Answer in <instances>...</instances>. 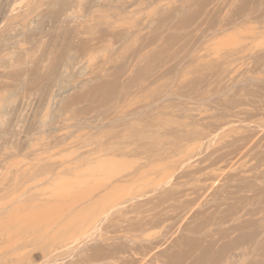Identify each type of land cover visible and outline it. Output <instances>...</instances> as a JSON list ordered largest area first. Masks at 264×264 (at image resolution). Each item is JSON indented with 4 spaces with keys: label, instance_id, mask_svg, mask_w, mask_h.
Returning <instances> with one entry per match:
<instances>
[{
    "label": "rangeland",
    "instance_id": "obj_1",
    "mask_svg": "<svg viewBox=\"0 0 264 264\" xmlns=\"http://www.w3.org/2000/svg\"><path fill=\"white\" fill-rule=\"evenodd\" d=\"M107 188L112 214L83 210ZM163 206L132 264H182L209 218L184 264H264V0H0V264H122L114 243L143 233L116 211ZM101 232L110 256L85 262Z\"/></svg>",
    "mask_w": 264,
    "mask_h": 264
},
{
    "label": "bare ground",
    "instance_id": "obj_2",
    "mask_svg": "<svg viewBox=\"0 0 264 264\" xmlns=\"http://www.w3.org/2000/svg\"><path fill=\"white\" fill-rule=\"evenodd\" d=\"M182 145V144H181ZM216 157V156H215ZM218 157V156H217ZM215 160V159H214ZM208 161H210V160H208ZM213 161V160H212ZM217 161H218V159H217ZM205 162V161H204ZM199 164V163H198ZM208 164L210 165V163L208 162ZM207 164V165H208ZM217 164H218V162H217ZM190 165H192L193 166V164H190ZM196 165V164H195ZM197 166V165H196ZM195 166V167H196ZM203 166H205V164L203 165ZM202 166V167H203ZM211 166V165H210ZM197 167H200V165L199 166H197ZM201 167V169H203V171H204V173H202V172H200V174L202 173V175L203 174H205L206 175V173H205V171L206 170H210V168H208V169H206V167H205V169H204V167L202 168ZM194 167H192V168H190V169H193ZM189 169V170H190ZM200 169V168H199ZM198 169V170H199ZM195 170V169H194ZM193 170V171H194ZM200 171V170H199ZM202 171V170H201ZM139 172V171H138ZM207 172V171H206ZM210 172V171H209ZM218 172V171H217ZM139 173H142L141 171L139 172ZM190 173H192L193 175H194V173L193 172H191L190 171ZM196 173V172H195ZM216 173V172H215ZM188 175H189V173H187ZM187 174H186V176H187ZM192 174H190V175H192ZM197 174H199V172H197ZM199 174V175H200ZM209 174H211V173H209ZM208 173H207V177H208V175H209ZM212 174H213V172H212ZM219 174V173H218ZM135 175V174H134ZM138 175V174H137ZM136 175V176H137ZM141 175V174H140ZM184 175V174H183ZM204 175V176H205ZM139 176V175H138ZM198 176V175H197ZM210 176V175H209ZM213 176V175H212ZM133 177V176H132ZM140 177V176H139ZM184 177H185V175H184ZM191 177V176H190ZM195 177V176H194ZM201 177V176H200ZM216 177V176H215ZM199 178V177H195V179L194 180H196V182H198V180H200V178L197 180V179ZM206 178V177H205ZM209 178V177H208ZM207 178V179H208ZM218 178V177H217ZM125 181L127 180L126 178H123ZM136 179V178H135ZM192 179V178H191ZM192 179V180H193ZM210 179V178H209ZM216 178H214V180H215ZM122 180V179H121ZM123 180V181H124ZM128 180H130V179H128ZM138 180V179H137ZM206 180V179H205ZM204 180V181H205ZM213 180V181H214ZM125 181H124V183H125ZM202 181V184H203V180H201ZM201 181H199V182H201ZM207 181V180H206ZM210 181V180H209ZM122 182V181H121ZM196 182H194V184H197ZM212 182V181H211ZM128 182H126V184H127ZM180 183V182H179ZM204 183H207V182H204ZM209 183V182H208ZM207 183V184H208ZM114 185H116V187H118L119 185L116 183H113ZM175 184V183H174ZM177 184V183H176ZM184 185H187L186 183H183ZM192 185L193 187H195V189H196V187L197 186H195V185ZM210 184V183H209ZM108 185V184H107ZM112 185V184H111ZM114 185H112V186H114ZM124 185V184H123ZM177 185H179V184H177ZM181 185V184H180ZM179 185V186H180ZM198 186H200L201 185V183H200V185H199V183L197 184ZM109 186V185H108ZM174 186V185H173ZM178 186V190H179V192L178 193H180V187ZM203 186H204V184H203ZM211 186H212V184H211ZM210 186V187H211ZM214 186V185H213ZM101 188H105L106 189V184H105V186H103V185H101L100 186ZM99 187V188H100ZM111 187V186H110ZM116 187L114 186V188L113 187H111L112 188V190H114V191H116L117 190V192H118V190H120V187H118L117 189H116ZM172 187V186H171ZM175 187H176V185H175ZM182 187V186H181ZM202 187V186H201ZM98 188V187H97ZM96 188V189H97ZM111 188L110 189H108V190H106L107 191V194H105L106 193V191L104 190V189H101V191L102 190H104L105 192H104V195L106 196V197H104V195H103V198L104 199H106V200H103V198L102 197H100L99 199L100 200H103V201H100V200H94V199H91V201H90V199H89V201H88V203H87V205H86V207H85V209H84V207H83V210H85V211H87L86 209L88 208V213H93V212H96V210H100V211H102V212H112L111 211V209H112V207L111 206H109V203H111L112 204V206H113V204H114V206H115V204L117 203V204H119V201H122V200H124V198L123 199H121L122 197H118V199H116L117 198V195L115 196V194H116V192H114V193H112L113 191L111 190ZM173 188V187H172ZM187 188V187H186ZM185 188V189H186ZM200 188V187H199ZM206 188V189H205ZM207 188H208V185H207V187H205L204 186V189H205V191L204 190H202V189H200V190H202V193H203V191L206 193V191H207ZM212 188V187H211ZM214 188V187H213ZM170 189V188H169ZM169 189H168V191H169ZM182 189V191H183V189L184 188H181ZM184 189V190H185ZM189 189V187L186 189L187 191H189L188 190ZM194 189V190H195ZM171 191L169 192V195H170V193H172V190L173 191H175L176 193H177V191L178 190H176V189H170ZM191 190H193V189H191ZM193 190V192H197V191H194ZM98 190H94V192H97ZM100 191V190H99ZM166 191L167 190H165V192H162V193H166ZM167 191V192H168ZM181 191V192H182ZM187 191H185L184 193H186ZM109 192V193H108ZM112 194L113 196L111 197V198H113V199H110V198H107V195L108 194ZM161 193V192H160ZM183 193V192H182ZM188 193H190V191L189 192H187V194H185V196L188 198L189 196V198H191V197H193V196H191L190 194H188ZM90 194H93V191H92V193H90ZM89 194V195H90ZM97 195H99V193H96ZM111 194H110V196H111ZM118 194V193H117ZM156 194V193H155ZM155 194H153V195H155ZM193 195H194V193H192ZM102 195H100V196H102ZM133 195V194H132ZM164 195V194H163ZM166 195H168V194H166ZM166 195H164V196H166ZM171 195H174V194H171ZM175 195H177V194H175ZM174 195V196H175ZM182 194H180V196H181ZM189 195V196H188ZM206 195V194H205ZM90 196H92V195H90ZM110 196H108V197H110ZM164 196H162V197H164ZM179 196V195H178ZM183 196V195H182ZM195 197H196V199H197V197L198 196H196V195H194ZM95 197V196H94ZM97 197V196H96ZM99 197V196H98ZM184 197V196H183ZM183 197H182V199H183ZM203 197H204V195H203ZM88 198H90L89 196H88ZM87 198V199H88ZM131 198H132V196H131ZM151 198V197H150ZM153 198V197H152ZM158 198V197H157ZM172 198V197H171ZM170 198V199H171ZM178 198V197H177ZM188 198V200L190 201V199ZM199 198V197H198ZM108 199H110V200H108ZM120 199V200H119ZM154 199H156V198H154ZM192 199V198H191ZM193 199H194V197H193ZM192 199V200H193ZM227 199V198H226ZM36 200H41V198H37ZM94 200V201H93ZM117 200V201H116ZM126 200V199H125ZM163 200V199H162ZM166 200H169V198L167 199L166 198ZM174 200H176L177 201V199H174ZM199 200V199H198ZM197 200V201H198ZM86 201V202H87ZM108 201H109V203H108ZM116 203H115V202ZM143 201H145L144 199H143ZM164 201V200H163ZM163 201H161V203H162V205H164V203H166V201H164V203H163ZM178 201L179 202H183V200H181L180 198L178 199ZM186 201V200H185ZM185 201H184V203H185ZM188 201V202H189ZM194 201H196V200H194ZM194 201H192V202H194ZM196 201V202H197ZM123 202V201H122ZM146 202V201H145ZM144 202V203H145ZM149 202H151V200L149 201ZM160 202V201H159ZM159 202H156V204L157 205H159ZM170 202V201H169ZM191 202V201H190ZM189 202V203H190ZM195 202V203H196ZM199 202V201H198ZM107 203V204H106ZM121 203V202H120ZM138 203V202H137ZM136 203V204H137ZM143 203V202H142ZM153 203V202H152ZM155 203V202H154ZM189 203H186V204H189ZM110 204V205H111ZM124 204V203H123ZM135 204V202H134V205H135V208H136V205ZM139 204V203H138ZM147 204V203H146ZM172 204H175V203H172ZM191 204V203H190ZM197 204V203H196ZM195 204V205H196ZM199 204V203H198ZM142 205H144V204H142ZM149 205V204H148ZM161 205V204H160ZM161 205V206H162ZM166 206H167V204H165ZM168 205H170V203H168ZM216 205H218V204H216ZM81 206V205H80ZM85 206V205H84ZM113 206V207H114ZM139 207H141L140 205H138ZM164 207L163 209H160V210H157L156 209V207L154 208V207H150L149 208V211L151 210V211H154V213H152L151 211V215H150V213H149V211H148V209L147 210H145V211H148V214H149V216H146L147 215V212H146V214H145V217H148V218H145V217H142V216H144V215H142V213L140 214V209H138V212H136L134 209H133V211H135L136 213H137V215H136V213H134L133 215H136V216H131L130 215V213H131V209L132 208H129L130 210H126V209H123V212H125L126 213V211H130V213H128L131 217H129V215H128V217H126L127 216V213H126V215H124V213H121L122 211H120V213H118L119 211L117 210L116 212H117V215L119 216V214H122L121 216H120V218H122V222L121 223H119V225L121 226V228H123L124 229V231L126 230V231H132V232H135V234H133V235H135V237H137L136 235H138L139 236V234L137 233V232H139V233H141L142 231L144 232V229L147 227V226H156L157 225V227H159L160 225H161V223H163L164 221L166 222V220H167V224H169L170 222H171V219L169 220L168 218H170V216H171V214L170 213H172L173 211H172V209L174 210V208L172 207V209H171V207H170V212L168 213V211H167V207ZM200 206V205H199ZM129 207V206H128ZM79 208V207H78ZM124 208H126V207H124ZM146 208H148V207H145L144 209H146ZM81 209V208H80ZM79 209V210H80ZM119 209V208H118ZM154 209V210H153ZM176 210H178L177 208H175ZM242 209V208H241ZM241 209H239V210H241ZM78 210V211H79ZM82 210V209H81ZM126 210V211H125ZM142 210H143V208H142ZM210 210V209H209ZM238 210V211H239ZM144 211V210H143ZM145 211H144V213H145ZM175 211V210H174ZM215 211H217V210H215ZM214 211V212H215ZM115 212V211H114ZM115 212V213H116ZM241 212V211H240ZM239 212V213H240ZM257 212V211H256ZM255 212V213H256ZM138 213H139V215H138ZM143 213V214H144ZM234 213V212H233ZM232 213V214H233ZM236 213V212H235ZM112 214V213H111ZM114 214V213H113ZM213 214H215V213H213ZM232 214H229L228 216H232ZM238 214V212L236 213V214H234V215H237ZM140 215H142V216H140ZM172 215H174V213H172ZM115 215H113V217H114ZM208 217H209V215H207ZM228 216L226 215H222L221 217H220V224H225L227 221H228ZM112 217V218H113ZM173 217V216H172ZM232 217H234V216H232ZM237 217H238V215H237ZM108 218H111V216L109 217L108 216ZM114 218H117L116 216L114 217ZM108 220V219H107ZM106 220V221H107ZM118 219H116V221H117ZM170 222H169V221ZM173 220V219H172ZM109 221V220H108ZM110 221H115V219L114 220H110ZM115 221V222H116ZM219 221V220H218ZM113 222H112V225H113ZM107 223V222H106ZM105 223V224H106ZM110 223V222H109ZM109 223H107L106 225L108 226V225H110ZM122 223H125V224H122ZM165 223V225H167ZM158 224H160L159 226H158ZM164 224V223H163ZM240 224V223H239ZM100 225V223L99 224H97V225H95V224H93L92 226L91 225H89L88 226V229H89V232L92 230V229H94V231H96L97 230V228H98V226ZM105 225V226H106ZM170 225V224H169ZM168 225V226H169ZM172 225V224H171ZM207 225H210V218H209V220H208V222H206V224H202V225H199V226H196V227H193V228H191L190 230H188L187 231V228L186 227H184L183 229L187 232L185 235H181L180 237H178V239H179V242H181V244H183V246H184V248H182L181 247V252L179 253V255H178V257L177 258H179L180 259V261L181 262H183L182 264H184V261L186 262V260L189 258V257H191L193 254V252L195 253V250H197V248H199L202 244L204 245V249L202 250V253H200L201 254V257L202 256H204L205 254H206V252L208 253L209 251H210V237L212 236L211 235V233H210V229H205L204 230V228H207L208 226ZM105 226H103V227H105ZM107 226H106V229H107V231H108V228H107ZM119 226V227H120ZM108 227H110V226H108ZM114 227H118V226H115V224H114ZM164 228H168L167 226L165 227V226H163ZM171 227V226H170ZM111 228H112V226H111ZM154 228V227H153ZM91 229V230H90ZM103 229H105V228H103ZM110 229V228H109ZM123 229H121V231L123 230ZM237 229V228H236ZM111 231L112 230H114V228L113 229H110ZM224 229H222V231H223ZM231 230V227H226L225 228V230H224V233H227V232H229ZM118 230H115V231H112V232H117ZM120 231V230H119ZM120 231V232H121ZM125 231V232H126ZM147 231V230H146ZM111 232V233H112ZM123 232V231H122ZM142 232V233H143ZM102 233H104V232H101V235H99V237L101 238L100 240H101V242H102V237H103V240L107 237V234L105 235V238H104V236L102 235ZM109 233H110V231H109ZM98 234H99V232H98ZM98 234L96 235V236H98ZM121 234V233H120ZM124 233H122V235H123ZM213 234V233H212ZM229 234V233H228ZM121 235V236H122ZM127 237L125 238V240L127 239V242H125L124 243V241L122 242V244H120L121 242V240L120 241H118L119 243H114V244H117V245H115V246H117L115 249H116V251H118V253L120 252V253H122V252H130L129 253V255L130 256H126L125 258L122 256V255H124V253H122V254H120L122 257V260H121V258H120V260L122 261L121 263L122 264H128V263H134V262H139L138 261V259H140L139 258V256H140V254H141V256L142 255H144V257L142 256H140L143 260H141L142 262L145 260V259H147V257H148V255L152 252V250L153 249H158V248H160L159 246H157L156 244H157V241H155V240H153V238H152V235H148V234H144L143 233V238H142V236L140 237H138V238H134L133 236L131 237V236H129V235H132V233H128V234H125ZM118 236H120L118 233H117V236H115V238H116V240L119 238ZM108 238V237H107ZM113 238V237H112ZM121 238V237H120ZM119 238V239H120ZM123 238V237H122ZM139 238H141V239H139ZM118 239V240H119ZM123 240V239H122ZM112 241H113V239H112ZM111 241H109V243H110ZM202 242H207V245H205L204 243H202ZM105 243V242H104ZM103 242H102V244H100V245H97L96 247L95 246H93V248H91V253L90 254H88V253H86L85 254V258H84V261L85 262H89V261H93V260H98L99 258H103V256H110V255H107L108 253H103L102 252V250H103V247L104 248H106V246H108L107 248L109 249H111L112 250V246L110 245V244H108V245H106V243H108V242H106L105 244H104ZM114 244H112V245H114ZM123 244H126L125 246H123ZM105 245V246H104ZM111 247H110V246ZM114 246V247H115ZM99 248L101 249L102 248V250H101V253L99 254L98 252H99ZM107 249V250H108ZM200 249V248H199ZM88 250H90V249H88ZM106 250V251H107ZM108 251H110V250H108ZM110 252H112V251H110ZM114 252V251H113ZM127 252V253H128ZM118 253H116V255H118ZM149 253V254H148ZM114 254H115V252H114ZM210 254V253H209ZM208 254V255H209ZM132 255V256H131ZM237 256V255H236ZM105 257V258H106ZM111 257H112V255H111ZM130 257V258H129ZM133 259H132V258ZM205 257V256H204ZM204 257H202V258H204ZM207 257V256H206ZM205 257V260H207V258ZM104 258V259H105ZM202 258H200L199 256H198V258H196V260H195V263L194 264H202V261H204V262H208V261H205V260H202ZM29 259V258H28ZM179 259H177L178 260V263L180 262L179 261ZM210 259V258H209ZM240 259V258H239ZM100 260V259H99ZM140 261V262H141ZM203 262V264H205ZM177 263V262H176ZM209 263H210V260H209ZM170 264V263H169ZM181 264V263H180ZM192 264V263H191ZM223 264H233V261H232V258H230V257H228L227 259H225V261L223 262Z\"/></svg>",
    "mask_w": 264,
    "mask_h": 264
}]
</instances>
